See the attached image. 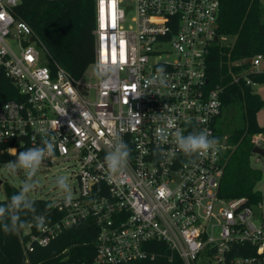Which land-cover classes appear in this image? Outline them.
<instances>
[{"label":"built area","instance_id":"2783aa9c","mask_svg":"<svg viewBox=\"0 0 264 264\" xmlns=\"http://www.w3.org/2000/svg\"><path fill=\"white\" fill-rule=\"evenodd\" d=\"M94 1V61L74 78L15 18L19 0H0V67L20 95L0 102V144L15 163L42 151L26 169H77L76 185L44 199L52 212L19 233L23 264L86 220L94 253L66 264L264 263V193L219 195L223 141L181 147L201 133L217 140L221 88L207 67L220 0H133L132 24L121 0Z\"/></svg>","mask_w":264,"mask_h":264},{"label":"trees","instance_id":"16d2710c","mask_svg":"<svg viewBox=\"0 0 264 264\" xmlns=\"http://www.w3.org/2000/svg\"><path fill=\"white\" fill-rule=\"evenodd\" d=\"M15 18L25 22L46 48L48 57L79 78L94 61V0H19ZM217 41L210 49L207 73L209 85L221 88V110L214 120L216 138L226 144L219 195L223 198H259L256 185L259 170L250 166L251 137L264 132L256 115L264 102L251 83H264V71H250L249 59L264 54V6L261 0H220ZM249 80L250 83H247ZM15 85L0 67V102L19 99ZM17 158L0 144V163ZM0 199V264H23L19 233L35 215L52 212L49 201L24 198L4 183ZM96 229L90 221L66 228L49 245L31 255L32 264H66L73 259H90L94 253ZM245 254V253H243ZM248 254V253H246ZM173 264H182L174 258ZM264 264V263H262Z\"/></svg>","mask_w":264,"mask_h":264},{"label":"rangeland","instance_id":"374dc122","mask_svg":"<svg viewBox=\"0 0 264 264\" xmlns=\"http://www.w3.org/2000/svg\"><path fill=\"white\" fill-rule=\"evenodd\" d=\"M264 6V0H261ZM121 7L126 14V24H132L131 18L134 16L133 0H121ZM126 27V26H125ZM221 43H230L231 37H220ZM254 70L264 71V54L261 57L259 65ZM254 88V87H253ZM257 92L264 100V83H256ZM257 120L264 124V104L257 112ZM261 139L260 146L264 148V132L259 134ZM250 166L260 171L261 178L256 185V190L264 193V158L257 154L250 157ZM74 166L68 167L65 164H59L51 167L49 170H40L37 167L26 169L19 163L7 162L0 163V199H4V183H8L17 188L24 198L46 199L55 192H62L68 187L76 185V172Z\"/></svg>","mask_w":264,"mask_h":264},{"label":"clouds","instance_id":"9594fccd","mask_svg":"<svg viewBox=\"0 0 264 264\" xmlns=\"http://www.w3.org/2000/svg\"><path fill=\"white\" fill-rule=\"evenodd\" d=\"M105 87H107L106 84H105ZM207 134L210 135L209 133ZM217 143H218V140H216L215 138H213V141H209L207 140L206 135L204 133H201L199 137H196V138L189 137L186 142L181 143V147L184 148L185 150L199 149V150H203L206 152L209 148H212L214 144L216 145ZM51 150H52V146L48 145V151L51 152ZM42 155H43V152L40 150H30L26 153H21L19 155V163L21 166L25 168H29L34 163L38 164ZM112 163L113 165H115V160H113ZM2 211L3 210L0 209V212Z\"/></svg>","mask_w":264,"mask_h":264},{"label":"water","instance_id":"95a60500","mask_svg":"<svg viewBox=\"0 0 264 264\" xmlns=\"http://www.w3.org/2000/svg\"><path fill=\"white\" fill-rule=\"evenodd\" d=\"M251 152L264 158V148L261 146H253L251 149ZM1 183H2V180L0 179V184Z\"/></svg>","mask_w":264,"mask_h":264},{"label":"crops","instance_id":"0c3cea01","mask_svg":"<svg viewBox=\"0 0 264 264\" xmlns=\"http://www.w3.org/2000/svg\"><path fill=\"white\" fill-rule=\"evenodd\" d=\"M255 86H256V84L253 85V87H254V88H253V89H254V92L257 93V94L260 96V94L257 92ZM260 97H261V96H260ZM261 99L263 100L262 97H261ZM263 102H264V100H263ZM256 120H257V115H256ZM257 122H258L259 125H262V126L264 125V124H260V122H259L258 120H257Z\"/></svg>","mask_w":264,"mask_h":264},{"label":"snow or ice","instance_id":"6c2138e0","mask_svg":"<svg viewBox=\"0 0 264 264\" xmlns=\"http://www.w3.org/2000/svg\"><path fill=\"white\" fill-rule=\"evenodd\" d=\"M115 60L114 50H113V61Z\"/></svg>","mask_w":264,"mask_h":264}]
</instances>
